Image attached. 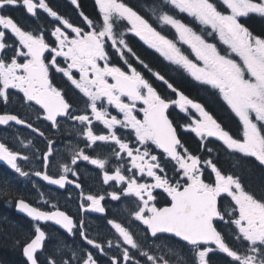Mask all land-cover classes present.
<instances>
[{
    "label": "snow or ice",
    "instance_id": "6c2138e0",
    "mask_svg": "<svg viewBox=\"0 0 264 264\" xmlns=\"http://www.w3.org/2000/svg\"><path fill=\"white\" fill-rule=\"evenodd\" d=\"M71 4L81 8L79 0ZM95 6V16L80 11L77 24L48 0H0V128L9 133L0 136V198L31 222L11 247L23 264H264V188L249 190L241 172L264 174V34L248 26L254 18L264 21V0H152L143 6L95 0ZM13 8H23L32 26L10 16ZM132 37L214 90L237 131L151 68ZM170 108L186 122L175 123ZM178 128L198 138L197 153ZM54 136L72 138L67 160ZM223 156L231 158L233 171L223 169ZM33 160L39 170L24 167ZM79 162L99 170L108 186L103 193L85 192ZM33 176L57 190H79L76 215L44 193L40 203L49 210L20 198L12 185ZM162 194L170 206L156 205ZM106 200L117 202L111 215ZM90 213L104 214L110 236L90 235Z\"/></svg>",
    "mask_w": 264,
    "mask_h": 264
},
{
    "label": "flooded vegetation",
    "instance_id": "af4514ba",
    "mask_svg": "<svg viewBox=\"0 0 264 264\" xmlns=\"http://www.w3.org/2000/svg\"><path fill=\"white\" fill-rule=\"evenodd\" d=\"M94 5V11H90L89 14L86 13L85 9L82 7L81 0H79V3L81 5L80 9H77L74 5L71 4V0H48L51 7H53L54 10L58 11L62 16L65 18H68L69 20L79 24L81 17L79 16V12L83 11L85 14L89 15L90 17H94L97 9L95 6V0H91ZM128 2V1H127ZM149 0L147 2L142 3H135V2H128L129 4L137 5V6H143L146 3L148 4ZM9 15L12 16L15 20H17L20 24L31 27L32 21L31 18L28 16V14L25 12L23 8H13L9 11ZM167 31V30H166ZM168 34L171 36L172 33L168 32ZM132 46L135 50V47L138 45L142 51L146 50L148 54V59H151L154 64H151L149 60L145 58V62L149 64L151 68H153L156 71L163 73H167L169 76L173 77L175 79V83L177 84H197L198 82H195L190 76H188L187 73H182L181 71L175 70V67L172 65H169L166 61L163 60V58L159 57L158 54H156L153 50L149 49L146 45L143 44L142 41H139L138 38L132 37ZM145 53V52H144ZM146 55V53H145ZM113 62L123 66L122 62L119 60L118 57H113ZM134 66L138 68L143 74L153 83V86L160 92L166 93L169 98H173L174 94L171 93L170 89H167V86L163 84V82L156 80L151 73L147 71V69H144L141 65L136 63L134 60L132 61ZM164 75V74H163ZM167 78V76H166ZM186 81H183V80ZM56 81H60V74H56ZM170 83L173 84L174 87L175 84L169 80ZM65 88L68 87L67 84L63 85ZM179 91H181L178 87H176ZM73 99L77 98L75 96V93L73 94ZM137 107H141V105H137ZM12 110L19 111L22 115H26V109L20 108L18 104H13ZM113 114H117L116 110L112 109ZM169 111L172 113V118L175 123H181L182 121H185L184 114L180 113L178 109L170 108ZM122 115V114H121ZM138 118H142V113H138ZM102 127V126H101ZM16 129H20L21 133L25 136L28 135L29 130L23 129L22 126H16ZM16 129H12V131H16ZM178 133L181 136L180 128H178ZM0 136L7 137L9 136V133L4 131L2 128H0ZM53 139L57 141V152L63 153L64 159L67 160L69 157V153L65 151V148L69 142L70 137L66 136H54ZM42 147V145H41ZM81 166V176L80 180L82 183V186L84 187L85 192H91L93 194L97 193H103L104 190L108 187L106 185L102 184V178L99 175V170L95 169V166L88 165L87 162H79ZM5 165L3 163H0V169H3ZM24 167L32 168L35 170L40 169V163L38 160H33L31 164L25 163ZM51 172L55 174L57 172L56 167L51 168ZM71 178V177H70ZM36 185V187H33V185ZM14 189L17 191H14L20 198H23L27 202H30L33 206H40L42 210H49L50 205H43L40 203V200L42 199L40 197V193H44L43 198L50 199L53 203H57L60 210H66L71 215L75 216L77 212V204H78V192L79 190L75 189L74 186H69L67 189H60L57 190L56 186L54 185H48L47 182L41 180L39 177L33 176L31 180H28L26 178L18 177L16 179V182L12 185ZM70 192V198L66 196V193ZM103 203H109L107 200ZM117 202H110L109 203V214L111 215V208L113 205H116ZM9 205V212L14 213L19 217H23L19 215L16 211V207L14 204H8ZM156 205L158 207H166L170 206V198L166 196V194H162L158 200L156 201ZM24 218V217H23ZM26 219V218H24ZM28 222L30 220L26 219ZM87 223L89 227L90 235H92L94 238H97L99 240H104L105 237L110 236L109 232V226L106 224L104 219V214H98V213H90L87 215ZM55 227V226H53ZM57 228V227H56ZM31 229V222L30 227L25 230V232L30 231ZM134 231H138V229H133ZM24 260V257H22Z\"/></svg>",
    "mask_w": 264,
    "mask_h": 264
},
{
    "label": "trees",
    "instance_id": "16d2710c",
    "mask_svg": "<svg viewBox=\"0 0 264 264\" xmlns=\"http://www.w3.org/2000/svg\"><path fill=\"white\" fill-rule=\"evenodd\" d=\"M127 1L144 3L148 0ZM151 3L152 0H149L148 4ZM81 4L87 14H89L90 11H94V5L91 0H81ZM248 26L256 34H264V21H261L259 18L250 20L248 22ZM142 49L138 45L135 47V51L141 56V58H143L144 60L146 58L151 64L155 65V63L151 59H148L147 56L149 53L144 50V52L146 53L145 55ZM163 74L165 75V77L167 76V79L172 81L175 86L181 90V92H183L190 98L202 103L215 117L223 121V123L228 126L233 132L237 131V129L239 128L237 120L230 113V111L227 110L226 106L223 104L222 100L215 94L214 90H211L206 86H202L199 83H197L196 85L189 82L188 84H184V82L182 84H176L173 77L169 76L167 73ZM183 81L186 80L184 79ZM185 122L186 121H182L181 123L177 124H184ZM180 131L181 138L185 142L186 147L191 152L197 153L198 138H196L194 134L190 132H184L182 129H180ZM221 164L226 172L234 170L231 168L232 160L228 156L222 157ZM241 172L249 190H253L259 193L262 188H264V174L260 173L258 170L252 171L251 174H249L247 171H244L243 169H241ZM13 191H15L14 188ZM8 208L9 205L5 203V199L0 198V264H23L24 260L20 251L18 249H13L11 247V244L13 237L20 234V229H23L25 231L30 227V222H28L23 217H19L14 213H10ZM4 217H7L8 219L4 220ZM13 221L15 222V224L12 223Z\"/></svg>",
    "mask_w": 264,
    "mask_h": 264
},
{
    "label": "water",
    "instance_id": "95a60500",
    "mask_svg": "<svg viewBox=\"0 0 264 264\" xmlns=\"http://www.w3.org/2000/svg\"><path fill=\"white\" fill-rule=\"evenodd\" d=\"M16 211H17V209H16ZM17 213H18L19 215H21V216L25 217L26 219L30 220V218L26 217V216H25L23 213H20V212H18V211H17ZM55 227H57V228H58V226H55Z\"/></svg>",
    "mask_w": 264,
    "mask_h": 264
},
{
    "label": "bare ground",
    "instance_id": "6f19581e",
    "mask_svg": "<svg viewBox=\"0 0 264 264\" xmlns=\"http://www.w3.org/2000/svg\"><path fill=\"white\" fill-rule=\"evenodd\" d=\"M15 191H17V190L15 189ZM7 215H8V214H7ZM15 218H16V217H15ZM15 218H14V219H15ZM11 219H12V218H11ZM14 219H13V220H14ZM11 221H12V220H11ZM13 222H14V221H13ZM18 222H19V221H18ZM16 226H17V225H16ZM8 227H9V226H8ZM10 227H11V226H10ZM4 229H5V228H4ZM6 232H7V231H6Z\"/></svg>",
    "mask_w": 264,
    "mask_h": 264
}]
</instances>
